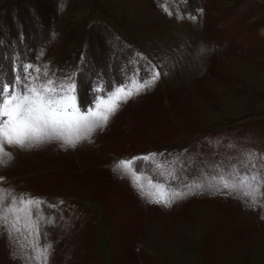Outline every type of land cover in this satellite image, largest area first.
I'll return each mask as SVG.
<instances>
[{"label": "rangeland", "instance_id": "obj_1", "mask_svg": "<svg viewBox=\"0 0 264 264\" xmlns=\"http://www.w3.org/2000/svg\"><path fill=\"white\" fill-rule=\"evenodd\" d=\"M25 64L74 79L82 110L97 87L161 75L90 143L4 145L0 264H44L45 248L47 264H264V197L205 187L164 207L114 170L154 154L142 183L178 191L264 176V0H0V84Z\"/></svg>", "mask_w": 264, "mask_h": 264}, {"label": "snow or ice", "instance_id": "obj_2", "mask_svg": "<svg viewBox=\"0 0 264 264\" xmlns=\"http://www.w3.org/2000/svg\"><path fill=\"white\" fill-rule=\"evenodd\" d=\"M33 70L41 73L40 68H34L31 64L22 65V74L15 78L14 83L0 84V165L12 158L11 153L5 149V144L31 149L54 141L66 148H75L85 141L90 143L95 132L98 129L104 130L123 104L151 88L161 75L159 71L152 69L147 78L133 76L129 78L128 84L118 85L114 89L105 91L97 87L95 91L98 95L95 96L94 105L82 110L77 107V85L74 79L69 77L67 82H59L47 69L42 75H26ZM154 158V154L133 157L118 161L114 168L122 176H128L133 187L151 203L170 207L177 199L194 191L204 190L205 187L217 192L225 191L226 194L239 193L250 200L253 206L264 197V192H261L264 188V176L259 172L245 173L236 170L211 178L207 186L193 181L185 185L187 191L170 189L166 184L155 183L150 178L147 184L142 183L143 173L137 170V162H148ZM156 167L161 168L162 165L157 164ZM169 176L172 174L169 173ZM7 195L0 192V207ZM19 203L23 205V209L19 210H24L29 206L38 208L42 202L24 200L21 197ZM15 204L16 200L13 198L12 206L7 208V212L19 211L14 207ZM28 215L31 216L30 211ZM40 255L43 256L44 264H47V248Z\"/></svg>", "mask_w": 264, "mask_h": 264}]
</instances>
